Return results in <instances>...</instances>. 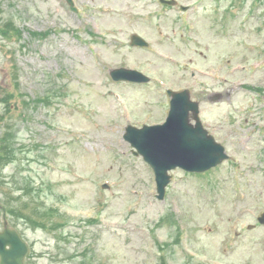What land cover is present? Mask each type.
Returning <instances> with one entry per match:
<instances>
[{"label": "rangeland", "instance_id": "374dc122", "mask_svg": "<svg viewBox=\"0 0 264 264\" xmlns=\"http://www.w3.org/2000/svg\"><path fill=\"white\" fill-rule=\"evenodd\" d=\"M74 2L0 0V147L17 151L0 229L19 230L28 264H264V0ZM121 66L152 80L116 82ZM186 87L232 158L172 170L159 199L125 127L164 121L167 89Z\"/></svg>", "mask_w": 264, "mask_h": 264}, {"label": "water", "instance_id": "95a60500", "mask_svg": "<svg viewBox=\"0 0 264 264\" xmlns=\"http://www.w3.org/2000/svg\"><path fill=\"white\" fill-rule=\"evenodd\" d=\"M132 44L146 45L147 42L134 35ZM111 75L115 80H149L141 71L125 67L113 69ZM170 94L171 109L166 122L143 127L129 125L125 133V138L137 148L135 153H141L153 166L160 199L165 197L166 186L171 180L169 170L180 166L190 171H205L229 158L225 146L204 128L199 102L191 98L190 91H170ZM190 111L194 113L196 125L190 122ZM259 220L264 223V213ZM27 253L28 246L18 231L5 221V228L0 230V264H26Z\"/></svg>", "mask_w": 264, "mask_h": 264}, {"label": "trees", "instance_id": "16d2710c", "mask_svg": "<svg viewBox=\"0 0 264 264\" xmlns=\"http://www.w3.org/2000/svg\"><path fill=\"white\" fill-rule=\"evenodd\" d=\"M1 143H2L1 144L2 146L0 147V159H1L2 165H5L6 163L8 164V162H11L12 160L15 161V159L17 158V151H16V149H12L13 147L11 146V153H9L10 151H8V149H10V147H8V146L5 145L7 143V141L4 140V142L1 141ZM13 155L15 157H13ZM27 182H28L27 185H28L29 189H33L34 188L33 185H32L33 182H30V178L29 177H28ZM27 185L25 186L26 187V190L28 188ZM21 191L23 192V194H20ZM21 191H16L17 194H15V195L17 197L15 198V200L16 199L18 200V198L20 196H24V197L26 196L27 192H25L26 194H24V189L21 190ZM9 194H10L11 201L13 202L14 201V197H15L13 191L9 192ZM1 207L5 210L6 213H8V212L9 213L10 212L12 213V212H15L16 211L14 204L10 207V206L7 205L6 202H3V203H1ZM39 209H42V206L39 207ZM18 215H22L24 218H26L25 213L24 214L19 213ZM29 220H31V219H29Z\"/></svg>", "mask_w": 264, "mask_h": 264}]
</instances>
